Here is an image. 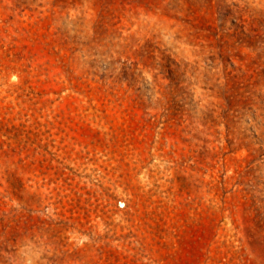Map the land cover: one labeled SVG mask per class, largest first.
I'll return each mask as SVG.
<instances>
[{"label":"rangeland","instance_id":"374dc122","mask_svg":"<svg viewBox=\"0 0 264 264\" xmlns=\"http://www.w3.org/2000/svg\"><path fill=\"white\" fill-rule=\"evenodd\" d=\"M0 264H264V0H0Z\"/></svg>","mask_w":264,"mask_h":264}]
</instances>
